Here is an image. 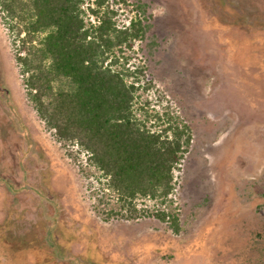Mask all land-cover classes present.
<instances>
[{
    "label": "rangeland",
    "instance_id": "374dc122",
    "mask_svg": "<svg viewBox=\"0 0 264 264\" xmlns=\"http://www.w3.org/2000/svg\"><path fill=\"white\" fill-rule=\"evenodd\" d=\"M141 1L155 45H135L141 100L192 134L167 206L179 231L101 219L116 205L44 129L0 21V264H264V0Z\"/></svg>",
    "mask_w": 264,
    "mask_h": 264
},
{
    "label": "trees",
    "instance_id": "16d2710c",
    "mask_svg": "<svg viewBox=\"0 0 264 264\" xmlns=\"http://www.w3.org/2000/svg\"><path fill=\"white\" fill-rule=\"evenodd\" d=\"M151 19L141 0H0L28 103L79 171L97 174L98 202L116 205L101 219L155 218L177 233L167 206L192 134L141 100L153 85L135 45H154ZM142 200L155 208H139Z\"/></svg>",
    "mask_w": 264,
    "mask_h": 264
},
{
    "label": "built area",
    "instance_id": "2783aa9c",
    "mask_svg": "<svg viewBox=\"0 0 264 264\" xmlns=\"http://www.w3.org/2000/svg\"><path fill=\"white\" fill-rule=\"evenodd\" d=\"M90 21L94 23V19L92 17L90 18Z\"/></svg>",
    "mask_w": 264,
    "mask_h": 264
}]
</instances>
